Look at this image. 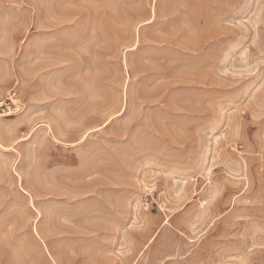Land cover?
Here are the masks:
<instances>
[{"label":"rangeland","instance_id":"374dc122","mask_svg":"<svg viewBox=\"0 0 264 264\" xmlns=\"http://www.w3.org/2000/svg\"><path fill=\"white\" fill-rule=\"evenodd\" d=\"M0 264H264V0H0Z\"/></svg>","mask_w":264,"mask_h":264}]
</instances>
